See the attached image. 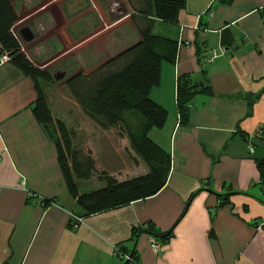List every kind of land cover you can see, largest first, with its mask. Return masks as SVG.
<instances>
[{"label": "crops", "instance_id": "1", "mask_svg": "<svg viewBox=\"0 0 264 264\" xmlns=\"http://www.w3.org/2000/svg\"><path fill=\"white\" fill-rule=\"evenodd\" d=\"M86 1L12 4L17 22L25 2L51 7L60 38L76 16L83 15L72 25L87 26L85 32L92 26ZM63 11L71 17L66 22ZM152 33L177 42L174 60L161 62L159 83L149 93L168 113L163 133L148 131L171 153L167 182L145 199L83 216L75 229L68 221L77 206L55 144L32 112L34 83L11 59L0 60V264H264V173L257 166L264 160V0H184L177 21L154 18ZM186 73L196 81L204 73L212 93L195 95L183 124L175 85ZM103 170L119 180L146 172L140 163L120 161ZM171 228L164 240L147 231ZM115 246L136 262L118 259Z\"/></svg>", "mask_w": 264, "mask_h": 264}, {"label": "trees", "instance_id": "2", "mask_svg": "<svg viewBox=\"0 0 264 264\" xmlns=\"http://www.w3.org/2000/svg\"><path fill=\"white\" fill-rule=\"evenodd\" d=\"M12 1L0 0L1 50L7 51L11 61L34 83L37 96L32 112L55 144L67 190L77 206L72 212L83 217L156 194L167 182L171 153L147 135L151 128L162 127L168 114L161 104L150 98L149 93L159 83L161 62L174 60L177 42L152 33V25L154 18L177 21L184 0H128L131 7L129 17L138 34L136 42L89 72H78L66 80L82 113L102 130L115 128L118 137L127 139L128 151L133 152L135 161L139 159L146 168L145 173L123 180L102 170L97 180L103 185L87 192L79 189L77 180H87L96 173V159L89 148L75 142L73 132L49 108L39 81H50V72L34 66L21 52V44L11 31L18 20ZM199 93H212L204 73L197 81L187 73L177 77L175 102L180 123L187 122L189 106ZM248 105L250 109L251 101ZM128 111L143 118L139 131H134L125 116ZM257 166L263 174L264 160H258ZM218 197L219 205L227 202L226 196L218 194ZM68 227L72 228L69 222ZM172 230L164 233L147 231L164 240L171 236ZM129 256L130 260L125 263L136 262L132 254Z\"/></svg>", "mask_w": 264, "mask_h": 264}, {"label": "rangeland", "instance_id": "3", "mask_svg": "<svg viewBox=\"0 0 264 264\" xmlns=\"http://www.w3.org/2000/svg\"><path fill=\"white\" fill-rule=\"evenodd\" d=\"M124 1L130 10L131 7L128 0ZM86 2L90 17L99 22H94L87 32L83 31L82 36L71 27L68 29L67 35L61 34L59 38L58 33H61V29L54 27L57 21L55 20L53 9H49L51 7L37 10V6L36 8L25 2L19 16L21 21L30 15V18H26L25 21L33 17L42 21L43 25H45L42 32H45L46 36L43 41L39 42V34L36 31V37L33 42L36 41V44L42 43L40 45H43L46 51L35 55L33 45H27L24 42L21 43L20 50L30 59L34 66L50 72L52 78L50 81H39L45 92L49 108H51V111L58 119L67 121L68 126L66 125V127L73 132L75 142L82 145L83 141H85V144L88 143L91 147H96V153L94 154L96 173L89 181H85V179L77 180L81 191H88L102 186L96 183H98L97 176L103 170L104 164L107 169H115L119 161L128 165H138L140 163L144 166L139 159H137V162L135 161L132 155L133 152L128 151L129 145L126 142V138L120 140L116 135L115 128L109 129L105 134L82 113L66 83V80L72 75L78 72H89L137 40L135 28L130 17L127 16L117 22H112L103 7L105 3L102 4V0H87ZM16 5L21 6V1H17ZM70 10L67 11L69 14ZM65 11H63L66 18L64 22L71 19V17H66ZM82 12L80 11L79 13ZM20 21L16 22L12 29L18 31L19 24L22 23ZM118 65L119 63H116V66ZM55 67L58 69L64 67L67 71L65 77L59 81L54 80ZM125 116L130 120L134 131H139L143 118L133 111L126 112ZM162 127L156 128V131L163 133L164 128L162 129ZM150 134L152 135V133L147 135L149 136ZM87 136L90 137V141L84 140ZM113 157H118L119 161L114 163L113 159H111Z\"/></svg>", "mask_w": 264, "mask_h": 264}, {"label": "water", "instance_id": "4", "mask_svg": "<svg viewBox=\"0 0 264 264\" xmlns=\"http://www.w3.org/2000/svg\"><path fill=\"white\" fill-rule=\"evenodd\" d=\"M111 9L109 10V17L112 22L118 21L119 19L127 16L129 14L128 7L123 0H106ZM87 27V26H86ZM85 26H80L78 28L79 33H83L86 28ZM18 34L21 42H29L34 39L35 31L28 24L21 25L18 28ZM65 72H60L59 75L54 76L56 81L63 79Z\"/></svg>", "mask_w": 264, "mask_h": 264}, {"label": "flooded vegetation", "instance_id": "5", "mask_svg": "<svg viewBox=\"0 0 264 264\" xmlns=\"http://www.w3.org/2000/svg\"><path fill=\"white\" fill-rule=\"evenodd\" d=\"M66 1V3H68V2H72V3H76L78 0H65ZM103 2H102V4H104L103 5V7L106 9V12H107V14H108V17H109V10L111 9V7L109 6V4L106 2V0H102ZM73 5H75V4H73ZM85 6H86V4H85ZM77 12H72V15H74V14H76ZM86 14H88V13H86ZM83 15H81V16H76L69 24H68V28H66V31L68 32V29H70L71 27H73L74 28V30L75 31H77V29H76V27H77V25H72L73 23H75L79 18H81ZM28 17V16H27ZM27 17H25V18H27ZM30 18V17H29ZM91 21L93 20V22L92 23H94V22H99V21H96L95 19H93L92 17H90L89 18ZM30 22H31V24L32 25H34L33 26V28H34V31H35V37H36V31L38 32V34H39V42H41V41H43V38L46 36V33L45 32H42L41 31V29H42V26H41V24L40 23H36L37 22V20L35 19V18H31V19H29L28 21H23V23H22V25H24V24H28L29 26H32L31 24H30ZM35 37H34V39H35ZM34 39L33 40H31V41H29V42H24L25 44H27V45H33L32 47L34 48L33 50H34V52H35V55H38V54H42V53H44L45 51H46V49H45V47L43 46V45H40V44H42V43H40V44H36L37 42L35 41V42H33L34 41ZM22 49H23V46H22ZM60 72H65V75H66V73H67V71L65 70V68L63 67V68H61V69H58V68H54V76H57V75H59V73ZM65 77V76H64Z\"/></svg>", "mask_w": 264, "mask_h": 264}, {"label": "built area", "instance_id": "6", "mask_svg": "<svg viewBox=\"0 0 264 264\" xmlns=\"http://www.w3.org/2000/svg\"><path fill=\"white\" fill-rule=\"evenodd\" d=\"M11 31H12V33L14 34V36L17 38V40L21 44L22 42H21V40L19 38L18 31L17 30H14L12 28H11ZM9 59H10L9 53L7 51H2L0 60L1 61H7ZM247 146H248L249 153H252L254 151V149H253V146L250 143V141H248V145ZM30 195L31 196H34L35 194L31 193ZM68 222L71 224V227L73 229H75L76 227H78L79 224H81L83 222V217L80 216V215H77V214H75L73 212H70L69 213V221ZM151 245H152V248H153V250L155 252H159L160 251L161 245H160L159 241H157L155 239H152ZM114 249H115V256L118 259H120L122 261L130 260L129 254L120 252V250L116 246L114 247Z\"/></svg>", "mask_w": 264, "mask_h": 264}]
</instances>
